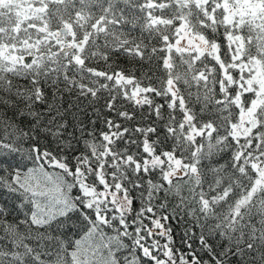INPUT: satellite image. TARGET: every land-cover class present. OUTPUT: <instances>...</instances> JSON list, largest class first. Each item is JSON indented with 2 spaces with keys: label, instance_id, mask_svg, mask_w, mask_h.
<instances>
[{
  "label": "snow or ice",
  "instance_id": "snow-or-ice-1",
  "mask_svg": "<svg viewBox=\"0 0 264 264\" xmlns=\"http://www.w3.org/2000/svg\"><path fill=\"white\" fill-rule=\"evenodd\" d=\"M0 125V264H264V0H0Z\"/></svg>",
  "mask_w": 264,
  "mask_h": 264
},
{
  "label": "trees",
  "instance_id": "trees-1",
  "mask_svg": "<svg viewBox=\"0 0 264 264\" xmlns=\"http://www.w3.org/2000/svg\"><path fill=\"white\" fill-rule=\"evenodd\" d=\"M117 63L121 67H133L134 65L137 68L139 67V65L135 61H130L129 58H127L124 55H121V57L119 58ZM96 66L103 68V62L101 61L100 64L96 65ZM144 67H147V65H145ZM136 74L139 75V72L137 71ZM158 75H159V73H158ZM156 99H157V102H160V98H156ZM68 102H71L73 105H77V104L79 105L78 108L73 107L71 109V113H74L75 116L78 117L80 120H83L85 123H87L89 120L95 119L97 121L96 125H95V128L97 129V131L104 130V124H103L104 116H108L109 118H113L111 116V114L107 113V111L103 109V104H104L103 99H101L95 105V109L101 110L99 118H97V116H95L93 114L95 109L89 105L88 100L81 99V100L77 101L75 95L73 94L72 96H66L65 97V106H67ZM85 112H87L88 115H85ZM67 122L69 124V127L65 131V137L68 139H71L70 134L74 132V130H75L74 125L76 124L77 121L74 119V116L72 114H69L67 116ZM88 127L92 128L93 126L91 124H89ZM0 135H3L2 125H0ZM76 135H79V133L76 132ZM5 142H8V141H5ZM29 143L30 142L25 141L21 146L23 148H27ZM40 144L42 147L50 148L54 154L57 152L56 143L51 136L46 137L45 135L41 134ZM77 147H78V150H80V151L83 150V144H80ZM0 157L4 158L6 160V162H10L13 164L18 162L22 158L20 156V154H11L10 155L3 150H0ZM24 162L27 164V166L29 168L38 167V165H33L31 161L25 160ZM4 166H6V164ZM45 167H46V170L48 172L52 173L53 175L59 173V171H60L59 169H53L51 167H48L47 165ZM73 194H75V190H74ZM17 195L18 194H13V193L7 191L6 189L0 190V205L7 207L12 212V216H9V220H11L14 216L22 215L24 212L27 211V207H25L23 204H21V201L17 199ZM137 196H139L138 193H137ZM154 203H158V202H154ZM139 206H140V202H139V200H137L134 207L139 208ZM17 208L19 209V212L16 211ZM171 211H172V209L170 206L168 209V213H171ZM158 215H159V213H158ZM129 220L131 222V218H129ZM145 223H148V221H145ZM165 226L168 228H171V230H172L171 231V237H172V241H173L172 246L175 249H177L178 251L187 252L188 249L186 248L183 241H184V239H186V237L184 235L185 230L192 227V221L190 220V218L188 216L184 215L183 213H181L176 218L170 219L169 221L165 222ZM194 230L197 233H199V231H200L199 228H195ZM130 231H131V229H130ZM109 234H112V233H109ZM77 238L78 237L74 234L73 239H77ZM154 239L159 240L160 244L166 243L165 238L156 236ZM194 247L198 248V245H196L194 243ZM105 254H106V252H105ZM161 255H162V253H161ZM121 260L123 261V256H121Z\"/></svg>",
  "mask_w": 264,
  "mask_h": 264
}]
</instances>
